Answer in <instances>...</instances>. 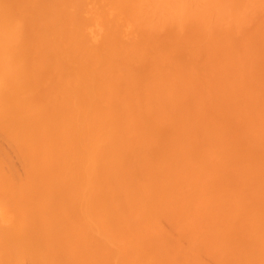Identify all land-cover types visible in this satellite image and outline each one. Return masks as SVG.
<instances>
[{"label":"bare ground","instance_id":"obj_1","mask_svg":"<svg viewBox=\"0 0 264 264\" xmlns=\"http://www.w3.org/2000/svg\"><path fill=\"white\" fill-rule=\"evenodd\" d=\"M0 264H264V0H0Z\"/></svg>","mask_w":264,"mask_h":264}]
</instances>
